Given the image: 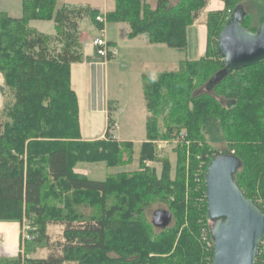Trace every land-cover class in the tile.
I'll use <instances>...</instances> for the list:
<instances>
[{
	"label": "trees",
	"instance_id": "1",
	"mask_svg": "<svg viewBox=\"0 0 264 264\" xmlns=\"http://www.w3.org/2000/svg\"><path fill=\"white\" fill-rule=\"evenodd\" d=\"M171 1L156 0L151 9L146 0H114V9L104 14L64 5L57 9V0H21L20 18L0 10V74L11 99L0 114V222L27 226L29 237L24 240L21 233L17 256L0 257V264H32L29 256L43 249L49 253L42 264H211L212 249L204 251L198 236L204 224H211L204 175L217 156L239 162L234 180L264 213V63L226 73L210 91L205 88L224 69L216 40L242 7L236 0H219L224 9L206 15L203 56L180 62L176 72L143 77L149 117L139 169L102 181L74 171L78 164L129 165L133 151L132 142L115 140L110 121L104 139H81L70 68L82 61L78 23L83 13L99 31L104 24L95 18L102 15L105 23L127 24L128 39L142 36L149 44L182 51L187 29L207 0ZM247 16L241 20L244 29ZM52 20L53 36L28 26L30 21ZM258 20L257 27L264 24V6ZM53 37L61 40L60 52L49 46ZM158 118L164 133L159 132ZM182 131L185 135L178 136ZM216 131L235 149L233 154L211 147L218 140L212 134ZM174 138L182 145L175 150L174 178L167 159H161L158 176L146 165L157 160L155 142ZM156 204L164 205L172 217L164 230L155 229L144 212ZM53 225L62 227L55 243L49 235ZM210 227L206 231L211 241ZM11 248L15 253L12 246L6 251ZM255 264H264V244Z\"/></svg>",
	"mask_w": 264,
	"mask_h": 264
},
{
	"label": "rangeland",
	"instance_id": "2",
	"mask_svg": "<svg viewBox=\"0 0 264 264\" xmlns=\"http://www.w3.org/2000/svg\"><path fill=\"white\" fill-rule=\"evenodd\" d=\"M178 0H172L174 4ZM242 6V11L246 13L249 26L246 30L255 32L258 17L261 7L264 6V0H236ZM147 5L154 9L156 7V0H146ZM68 8L82 9V10H105L112 11L114 9V0H57V9L61 6ZM224 9V5L219 0H207V3L200 12L199 18L196 21L197 25L190 27L187 30V45L185 50H175L167 48L163 45L153 46L154 50L152 54L157 61L152 65L146 63L144 56L146 51L140 43L144 45H151L144 37L131 40L127 38L129 27L125 23H105L104 25V37L117 44L116 55L111 60H108L105 66L98 68V76L96 87L101 88L102 94L111 101L108 109L107 126L110 121L109 127H111V133L119 141H131L133 143L132 161L129 165L118 167H107L104 163H92V164H78L75 170L82 175H86L88 179L95 181H102L108 175H114L122 172H132L139 169V150L141 143L145 140V124L146 119L149 117L145 108V101L143 97V83L142 78L146 76L149 79H153L159 73H171L176 72L179 69V64L182 61L197 60L200 56L205 54V47L203 53L202 47L206 46V15L209 11ZM0 10L8 14L11 18H20L22 15L21 0H0ZM228 15V14H227ZM226 15V16H227ZM228 19V17H226ZM225 18V20H226ZM28 26L35 29L38 33L45 36H53L54 22L52 21H30ZM101 36L99 30L91 22L89 16L83 13L82 19L78 23V39L80 45L83 48L89 39L98 38ZM50 48L56 52H60L62 47L61 40L53 37L50 44ZM96 55V54H95ZM98 56V55H97ZM100 57V56H99ZM148 59V57H146ZM101 61L103 57L99 58ZM152 63V62H151ZM99 86V87H98ZM7 90L4 85V78L0 74V114L4 104L11 102L9 96L6 95ZM112 119L114 121H112ZM158 128L160 133L166 132L163 127L161 118H158ZM83 124V121H81ZM117 128H114V126ZM106 126V129H107ZM222 131V130H221ZM221 131L212 132L213 136L218 140L215 143L210 144L214 150L219 152L229 151L233 154L235 149L233 147H227V144L223 141V133ZM185 135L182 131L178 134ZM188 142V141H187ZM185 143L188 146V143ZM156 146V158L155 162H148L146 165L153 168L156 175H160L161 172V159H167L170 163V177L174 178L176 170V148L182 147L177 138L166 139L155 142ZM162 146V148H158ZM189 151L185 154V167L188 165ZM204 161L200 163L198 177L203 174ZM199 180V179H198ZM258 196H256L257 198ZM257 201L261 203V200L257 198ZM254 203V202H253ZM166 210V207L162 204L152 205L145 209V215L147 220L151 223V216L154 211ZM210 223L204 224V227L199 233L198 241L204 251L210 247L212 249V242L207 236V227H210ZM62 227L58 225L49 226V235L51 242L55 243L60 241ZM23 228L21 227V232ZM3 241V242H2ZM264 242V241H263ZM4 240H0V249ZM264 244V243H262ZM206 249V250H205ZM16 254L18 247L16 246ZM207 252V251H206ZM48 251L38 250L36 253L29 256L32 264H42L48 255Z\"/></svg>",
	"mask_w": 264,
	"mask_h": 264
},
{
	"label": "water",
	"instance_id": "3",
	"mask_svg": "<svg viewBox=\"0 0 264 264\" xmlns=\"http://www.w3.org/2000/svg\"><path fill=\"white\" fill-rule=\"evenodd\" d=\"M242 7L237 8L217 36V50L224 69L206 85V90L226 73L264 63V24L255 32L241 26ZM239 162L232 156H217L206 168L204 187L212 241L211 264H255L264 241V213L247 199L234 180ZM172 222L167 210L154 211L151 225L164 230Z\"/></svg>",
	"mask_w": 264,
	"mask_h": 264
},
{
	"label": "crops",
	"instance_id": "4",
	"mask_svg": "<svg viewBox=\"0 0 264 264\" xmlns=\"http://www.w3.org/2000/svg\"><path fill=\"white\" fill-rule=\"evenodd\" d=\"M98 11L102 14L108 12L105 10H98ZM196 23L197 22H195L190 27H193L194 25L198 24ZM140 37H136V38H140ZM136 38L131 40H135ZM107 42L115 50H117V44L115 42L109 39L107 40ZM140 44L143 46V49L146 51V55L144 56L145 59L144 61L148 64L153 65L157 61V59L154 58V55L152 54L154 50L153 49L154 45L152 44L144 45L145 43H140ZM204 47L205 44L201 49L202 53ZM95 54H96L95 49L92 46L90 45H88L87 47L84 46L82 52V61L79 63L72 64L70 68V82H71V87L77 97L80 134H81V139L83 141H96V140L104 139V134L106 131L107 120H108V109H109V105L111 104V101L106 97V95L102 94L101 88L99 86H98L99 88L96 87V82L98 81L97 80L98 71H99L98 68L100 66H105L108 60L104 59L103 61H101L99 59L101 57ZM146 57H148V59ZM81 121H83V124L81 123ZM112 121L114 120L112 119ZM115 140L118 142H131V141H119L116 138ZM74 171L75 173L82 174L77 172L75 169ZM20 234H21L20 224L15 222H0V240H4V243L2 244V248L0 249V257L11 258L17 256V254L19 253ZM8 246L10 247L12 246L13 248L15 247V249L17 246L18 247L17 254L16 252L10 253L12 248L9 251H6Z\"/></svg>",
	"mask_w": 264,
	"mask_h": 264
},
{
	"label": "built area",
	"instance_id": "5",
	"mask_svg": "<svg viewBox=\"0 0 264 264\" xmlns=\"http://www.w3.org/2000/svg\"><path fill=\"white\" fill-rule=\"evenodd\" d=\"M95 20L98 23H102L105 25V19L102 15H99L95 18ZM101 33V36L98 38L89 39L88 43L85 44V47L88 45L92 46L95 49L96 55L103 57L104 59H107L108 55H110L111 58H113L116 55V50L109 45L106 38L104 37V29L99 31ZM114 128H117L115 125ZM114 137V136H113ZM159 149L162 148V146L158 147ZM23 231L22 236L24 240H29V237L26 235V230L28 229L27 226L23 225Z\"/></svg>",
	"mask_w": 264,
	"mask_h": 264
}]
</instances>
